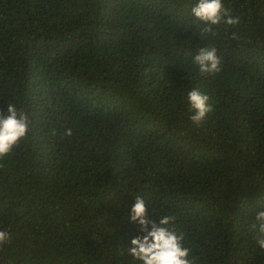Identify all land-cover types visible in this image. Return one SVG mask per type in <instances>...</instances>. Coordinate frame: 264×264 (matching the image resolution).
Instances as JSON below:
<instances>
[{"label":"trees","instance_id":"trees-1","mask_svg":"<svg viewBox=\"0 0 264 264\" xmlns=\"http://www.w3.org/2000/svg\"><path fill=\"white\" fill-rule=\"evenodd\" d=\"M197 3L0 0V111L30 119L0 162V264H130L137 195L153 222L177 216L195 264H264V0H223L240 23L211 33ZM204 47L219 74L193 64ZM193 89L213 107L200 125Z\"/></svg>","mask_w":264,"mask_h":264},{"label":"clouds","instance_id":"clouds-1","mask_svg":"<svg viewBox=\"0 0 264 264\" xmlns=\"http://www.w3.org/2000/svg\"><path fill=\"white\" fill-rule=\"evenodd\" d=\"M191 15L205 25L204 33H211L213 26L221 23L227 26L240 23L239 17L234 18L225 9L223 0H198L191 8ZM232 39L238 41L239 37L234 33ZM193 64L198 67L201 76L210 77L222 71V59L215 47L200 48L193 57ZM186 100L194 113L190 116L193 125H200L213 112L209 96L197 89L188 91ZM29 132L28 114L15 103L8 102L6 112L0 111V162L10 157L28 139ZM72 135L73 129L66 127L64 137L71 138ZM130 221L138 225L143 234L133 238L131 247L124 248L126 251L120 253L130 258V264H195L190 248L185 246V234L176 226L175 214L161 215L157 224L148 218L144 197L137 195L131 208ZM250 228L254 233V246L264 253V211L258 213ZM10 242V233L0 230V248Z\"/></svg>","mask_w":264,"mask_h":264}]
</instances>
